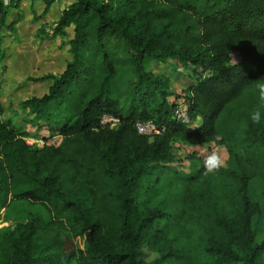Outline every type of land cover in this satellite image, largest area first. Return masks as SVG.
I'll use <instances>...</instances> for the list:
<instances>
[{
  "label": "trees",
  "instance_id": "trees-1",
  "mask_svg": "<svg viewBox=\"0 0 264 264\" xmlns=\"http://www.w3.org/2000/svg\"><path fill=\"white\" fill-rule=\"evenodd\" d=\"M31 1L46 10L57 0ZM10 16L0 0V43ZM68 29L64 69L46 76L44 94L20 103L42 146L4 118L0 101V210L19 200L40 205L46 228L63 229L74 244L57 233L41 238L35 217L16 221L1 230L0 264H258L264 0H73L55 23L62 37ZM147 59L177 61L192 82L175 92ZM180 97L195 124L173 117ZM103 115L116 125L102 124ZM145 121L159 133H139ZM176 141L217 143L231 163L215 174L204 163L180 171L170 165Z\"/></svg>",
  "mask_w": 264,
  "mask_h": 264
},
{
  "label": "rangeland",
  "instance_id": "rangeland-1",
  "mask_svg": "<svg viewBox=\"0 0 264 264\" xmlns=\"http://www.w3.org/2000/svg\"><path fill=\"white\" fill-rule=\"evenodd\" d=\"M72 1L57 0L45 10L41 1L4 0L9 5V20L14 24L2 34L0 43L3 49V58L0 61V101L4 109L3 116L29 134L25 138L28 143L38 146H42L43 141L35 137L36 128L30 121L31 115L21 108L20 103L29 97L44 94L51 84L46 76L61 73L69 60L68 45L64 42L71 36L72 31L68 29L66 36L62 37L55 32V23L60 13ZM40 29H44L45 34ZM237 60V56H233L232 61ZM145 65L152 73L166 75L170 79L171 89L175 92L192 82L191 70L175 60L159 62L147 59ZM39 133L41 136H48L44 129ZM58 140L57 136L49 138V142L53 143H58ZM172 147L178 160L170 165L183 172H189L204 163L206 173L215 174L216 167L231 163L226 149L214 142L189 145L176 141ZM212 157H215L214 161L210 160ZM33 217L37 219V234L41 238L52 237L57 233L65 246H73L74 243L68 239L63 229L57 231L46 228L49 215L40 205L24 200L0 210V233L4 226ZM261 240L262 236L259 235L257 241ZM258 264H264V253L259 257Z\"/></svg>",
  "mask_w": 264,
  "mask_h": 264
},
{
  "label": "built area",
  "instance_id": "built-area-1",
  "mask_svg": "<svg viewBox=\"0 0 264 264\" xmlns=\"http://www.w3.org/2000/svg\"><path fill=\"white\" fill-rule=\"evenodd\" d=\"M173 100L175 104V108L173 111V117L175 118V120L183 124H186V125H192L193 122L191 121L189 117V112H188L189 105L187 101L182 97L175 98ZM101 123L108 124L110 126H115L117 123V119L113 118L110 115H103L101 118ZM136 128L139 133L148 135V136L157 134L160 131L152 121L137 122Z\"/></svg>",
  "mask_w": 264,
  "mask_h": 264
},
{
  "label": "clouds",
  "instance_id": "clouds-1",
  "mask_svg": "<svg viewBox=\"0 0 264 264\" xmlns=\"http://www.w3.org/2000/svg\"><path fill=\"white\" fill-rule=\"evenodd\" d=\"M260 101L262 104H264V85H261V91H260ZM252 120L253 121H259L261 119V113L259 110L255 111L252 114ZM210 160L214 161L215 157L210 158Z\"/></svg>",
  "mask_w": 264,
  "mask_h": 264
},
{
  "label": "crops",
  "instance_id": "crops-1",
  "mask_svg": "<svg viewBox=\"0 0 264 264\" xmlns=\"http://www.w3.org/2000/svg\"><path fill=\"white\" fill-rule=\"evenodd\" d=\"M1 210H4V209H1Z\"/></svg>",
  "mask_w": 264,
  "mask_h": 264
}]
</instances>
